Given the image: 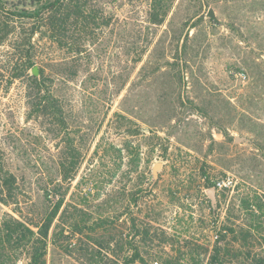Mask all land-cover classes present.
<instances>
[{"label": "rangeland", "instance_id": "1", "mask_svg": "<svg viewBox=\"0 0 264 264\" xmlns=\"http://www.w3.org/2000/svg\"><path fill=\"white\" fill-rule=\"evenodd\" d=\"M114 1L112 26L80 57L66 59L48 41L38 45L36 66L64 102L65 133L81 153L80 168L67 181L59 172L65 143L55 120L29 117L32 70L10 84L21 61L9 44L0 45V153L18 179L22 219L39 224L64 199L50 236L63 231L71 238L49 245L47 263L122 264L135 244L147 264H211L217 251V264H264V149L256 143L264 129L254 125H264V104L247 112L240 104L253 80L244 60L256 57L264 29L250 42L230 29L234 21L247 26L258 6L177 0L164 25L154 28L155 42L171 21L176 28L187 17L191 24L197 14L202 18L187 29L189 63L176 84L174 69L157 71L149 54L140 64L132 61L148 0ZM170 39L155 58L169 50ZM154 125L160 129L154 132ZM137 127L144 134L132 136ZM207 178L232 183L216 190V206ZM6 212L11 208L0 203V219Z\"/></svg>", "mask_w": 264, "mask_h": 264}, {"label": "trees", "instance_id": "2", "mask_svg": "<svg viewBox=\"0 0 264 264\" xmlns=\"http://www.w3.org/2000/svg\"><path fill=\"white\" fill-rule=\"evenodd\" d=\"M176 1L148 0L146 16L140 20L138 35H134L136 46L133 48L132 61L134 64H140L149 54L150 58L147 62L156 60L157 71L160 72L167 67L173 68L174 83L181 84L186 77V67L190 57L189 46L192 39L189 30L197 27L202 17L197 14L195 24H191L193 17H187L176 28L171 21L169 28L155 42L154 28L164 25ZM252 4L258 6V10L248 19L247 26L239 25L236 21L230 24V29L236 32V36L243 42H250L257 29H264V0H253ZM116 10L114 0H0V45L9 44L18 56L16 59L21 61L20 65L18 63L13 67L10 84L15 80L23 79L37 65L42 48L38 46L39 43L48 41L56 45L60 50L65 51L66 59L70 57L73 60L80 57L104 30L112 26ZM131 31L132 28L130 34ZM168 36L171 38L169 50L164 51L161 57L155 58ZM244 61L253 76L249 84L250 90L242 96L240 102L242 111L247 112L264 104V39L259 44L256 57H248ZM39 73V76H32L28 86V99L32 107L29 117L35 114H47L55 120L57 135L61 136L65 143L61 148L59 172L62 179L67 181L72 179L80 168L81 153L74 144V139L65 133L69 126L65 115V104L57 96L53 81L45 76L44 69L39 68ZM245 112H241L240 116L248 118ZM254 125L264 129V125L259 121ZM154 128H156L153 129L154 132L160 129L157 125H154ZM129 131L132 136L144 134L141 127ZM222 134L228 139L227 132ZM259 137L260 139L255 140L257 146L264 149V133ZM167 151L166 147L165 152ZM209 185L216 189L215 183ZM20 195L18 179L12 172L5 170L0 153V203L11 208L12 211V213L6 212L0 219V264H48L49 245H55L58 238L60 240L71 238L63 231L54 232L50 236L64 199L62 198L56 208L44 216L41 223L33 225L22 219ZM74 227L73 233H78L76 231L78 225ZM223 238L224 236L221 239ZM130 245L133 250L132 255L122 264L140 262L147 264L138 246ZM219 261L220 252L217 251L211 258V264H217Z\"/></svg>", "mask_w": 264, "mask_h": 264}, {"label": "water", "instance_id": "3", "mask_svg": "<svg viewBox=\"0 0 264 264\" xmlns=\"http://www.w3.org/2000/svg\"><path fill=\"white\" fill-rule=\"evenodd\" d=\"M209 16L212 17V18H215V14H214V11L213 10H210L209 11ZM32 74L33 75H36V76H39L40 73H39V67L38 66H35L33 69H32ZM209 195L211 197V200H212V203L214 206L217 205V196H216V190L215 188H211L209 189Z\"/></svg>", "mask_w": 264, "mask_h": 264}, {"label": "built area", "instance_id": "4", "mask_svg": "<svg viewBox=\"0 0 264 264\" xmlns=\"http://www.w3.org/2000/svg\"><path fill=\"white\" fill-rule=\"evenodd\" d=\"M240 79L243 81V82H246L248 80V76L246 74H240ZM231 182L228 181H218L216 182V189L215 190H221V189H224V188H227L229 186H231Z\"/></svg>", "mask_w": 264, "mask_h": 264}]
</instances>
